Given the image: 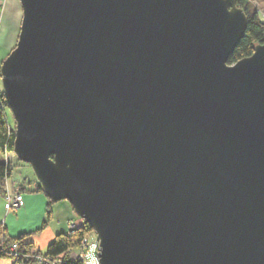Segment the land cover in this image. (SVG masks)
Here are the masks:
<instances>
[{
  "label": "water",
  "instance_id": "95a60500",
  "mask_svg": "<svg viewBox=\"0 0 264 264\" xmlns=\"http://www.w3.org/2000/svg\"><path fill=\"white\" fill-rule=\"evenodd\" d=\"M21 4L14 152L100 264H264V44L228 64L237 0Z\"/></svg>",
  "mask_w": 264,
  "mask_h": 264
},
{
  "label": "trees",
  "instance_id": "16d2710c",
  "mask_svg": "<svg viewBox=\"0 0 264 264\" xmlns=\"http://www.w3.org/2000/svg\"><path fill=\"white\" fill-rule=\"evenodd\" d=\"M238 7L245 9L248 16V26L244 37L228 59V64L234 65L241 59L250 57L254 54L255 48L259 44H264V19L259 15L258 9L253 6V0H237ZM10 108L7 97L4 92H0V150L3 152H13L16 139V127L9 122L6 109ZM54 158V155H52ZM13 165L11 162H0V184L1 192L5 196L8 177L12 175ZM20 191L30 193H45L38 180L34 182H24L20 185ZM47 195V194H46ZM48 196V195H47ZM49 197V196H48ZM48 202V218L44 221L43 226L37 230H42L49 219L52 217L51 206L54 202L50 197ZM93 230L92 226L82 218L80 224H75L66 231H60L56 234L54 240L48 245L45 253L35 249L36 245L33 241L28 240V235L33 231L23 232L17 235L8 236L5 227L0 223V256L10 257L14 259V264L19 261L10 248L13 244H19V251L24 254L45 255L49 258L60 257L59 264H85L81 259H73L70 256L71 250L79 248L87 234ZM33 259V258H32ZM32 260H27L26 264H31Z\"/></svg>",
  "mask_w": 264,
  "mask_h": 264
},
{
  "label": "rangeland",
  "instance_id": "374dc122",
  "mask_svg": "<svg viewBox=\"0 0 264 264\" xmlns=\"http://www.w3.org/2000/svg\"><path fill=\"white\" fill-rule=\"evenodd\" d=\"M8 1L9 0H7V2ZM7 2L5 3V6L3 5L2 13L7 6ZM253 6L258 9V12L259 10H264V0H253ZM7 12L13 13L12 9H8ZM2 13L0 14V17ZM5 23L7 25H10L11 22L7 18ZM14 31L10 30L9 33H15ZM20 31L21 29L17 31L18 35L15 36L13 42L9 39H0V92L5 93L3 78L1 75L2 65L11 54L12 50L17 46ZM6 111L8 114L9 122L12 124V126L15 125L16 127V120L11 108H7ZM0 162H11L13 165L12 175L8 177V180L12 185V191L16 187L20 189V185L24 182H34L37 180L32 166L29 163L21 161L14 151L6 153L0 150ZM22 194L25 195L26 200L30 199L29 204L27 206H23L21 212H19L20 209H18V211H12L0 208V214L4 213L2 221H4L5 224L10 225V227L13 229V233L19 234L23 232L33 231L30 235H28V240L33 241L36 245V249L42 251L43 253L46 252L48 245L54 240L57 231H63L64 229L68 228V221H71L69 222V224H72L74 222L80 223L82 220V218L76 213L72 204L68 200L54 201L51 206L52 217L49 219L46 226L39 231L37 229L41 228L44 221L48 218L47 204L50 199L46 195V193H41V195H39L25 191L22 192ZM2 200L7 201L6 197L4 196H2ZM11 259L12 258L9 257L5 260L11 261Z\"/></svg>",
  "mask_w": 264,
  "mask_h": 264
},
{
  "label": "built area",
  "instance_id": "2783aa9c",
  "mask_svg": "<svg viewBox=\"0 0 264 264\" xmlns=\"http://www.w3.org/2000/svg\"><path fill=\"white\" fill-rule=\"evenodd\" d=\"M259 15L264 19V10H259ZM5 197L7 199V209L16 211L21 205L22 193L18 187L14 190H9L8 185L6 188ZM75 224L72 223L70 226L73 227ZM100 240L95 230L87 234L82 245L74 250H71L70 256L73 259H81L85 264H100L99 252H100ZM10 251L14 253L18 264H26L27 260H32L31 264H59L61 261L60 257L49 258L45 255L24 254L19 251L18 242L13 244ZM33 258V259H32Z\"/></svg>",
  "mask_w": 264,
  "mask_h": 264
},
{
  "label": "crops",
  "instance_id": "0c3cea01",
  "mask_svg": "<svg viewBox=\"0 0 264 264\" xmlns=\"http://www.w3.org/2000/svg\"><path fill=\"white\" fill-rule=\"evenodd\" d=\"M6 2H7V0H0V14L2 13L3 5L5 6ZM8 9H12L13 13L10 12L11 13L10 14L9 12H7ZM22 15H23V11H22L21 0H9L7 2V6H6L4 12L2 13V15L0 17V21H1V23H0L1 24V26H0V39H2V40L9 39V40H12V42L14 41L15 36L18 35L17 31H19L21 29ZM7 18L11 22L10 25H7L5 23ZM2 20H3V22H2ZM10 30H12V31L15 30L14 31L15 33L11 32V34H10L9 33ZM7 185H8L9 190H12V185L9 182V180L7 181ZM35 194L41 195V193H35ZM2 196H4V195L1 192V184H0V208L8 210L7 209V201H3ZM29 202H30V199L26 200L25 195L22 194L21 205L18 208V209H20L19 212H21L22 207L27 206L29 204ZM18 209L16 211H18ZM3 214L4 213L0 214V223H2L3 226L5 227L8 236L17 235V233L12 232L13 229L10 227V225H7L4 223V221H2ZM69 222H71V221H68V228L64 229L63 231H66L69 228H71V226H70L71 224H69ZM81 222H82V220H81ZM80 223L74 222V224H80ZM57 233H58V231H57ZM0 246H1V237H0ZM7 258H9V257L0 256V264H14V259H11V261H8V260H5Z\"/></svg>",
  "mask_w": 264,
  "mask_h": 264
}]
</instances>
